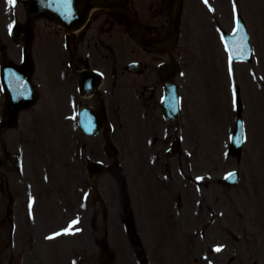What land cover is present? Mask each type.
I'll return each mask as SVG.
<instances>
[{"label":"rangeland","instance_id":"obj_1","mask_svg":"<svg viewBox=\"0 0 264 264\" xmlns=\"http://www.w3.org/2000/svg\"><path fill=\"white\" fill-rule=\"evenodd\" d=\"M222 1V0H221ZM225 1V0H223ZM260 0H240V3L242 7L245 9V13L249 14L250 22L254 23L255 26L258 28L257 30V41L258 46H260V40H262L263 45L261 48L262 57L264 61V17L263 19H259L258 16V10L264 8V0L263 5L257 7V10L252 9V4L258 5ZM256 13V18H255ZM199 16L202 18L204 16V13L199 12ZM198 16V17H199ZM202 23L203 22V19ZM227 21H229V16L227 17ZM200 25V22L195 24V29L193 33L191 34L190 31L184 32V43H186L190 50L185 51L187 54V59L185 60L184 64V73H185V82H187V98L190 100V105L192 107V115L188 118V124L192 130V134L194 138L198 141V146L200 149V152L203 151V146L201 144L202 140H207L206 133L204 132L205 123L203 122V117H201V112L203 110L204 105H209V101L214 100L213 96H211V86H212V76L216 75L213 71H217L218 65H220V62L213 61L209 65H203L202 59L204 54L199 50L198 46L204 47L205 42H201L204 40V36L200 37L197 40H194L195 36L202 31L198 30V27ZM202 27V25H201ZM205 28V27H204ZM203 27L202 29L205 30ZM198 30V31H197ZM197 31V32H196ZM196 34L194 35V33ZM259 32L263 33V37H260L259 40ZM205 41V40H204ZM207 43V42H206ZM212 43V42H211ZM192 46L194 48H197V50L193 51ZM237 65V64H236ZM222 68L223 64L221 63ZM248 68H251V64L247 65ZM213 67L214 69H212ZM243 65H238L236 70L243 71ZM264 67V66H263ZM224 70V68H223ZM262 74L264 75V68ZM243 81V77L240 78ZM240 87L242 89V97L243 101L249 104V111L247 112V119L249 124V133L250 136L247 133V142L244 146V155L242 159H240L237 162V165L242 169V177L243 181L238 187V193L241 194L243 191H245V200L243 201L242 210H245L247 219L246 224L247 231L249 237L256 238L255 234L261 235V241L264 238V198H260L261 196V190L260 188L263 185L264 189V172L259 171L257 169V159L261 156V161H264V89L262 92H254L251 88V81L249 85L244 86V84L240 83L238 80ZM215 90L217 92H220L222 96L226 95V110L229 109L228 104V97L226 94V87H225V80L224 76H219L216 79L215 84ZM211 91V92H210ZM215 95L216 92L214 91ZM211 96V97H210ZM225 98V96H224ZM217 99V96H216ZM225 100V99H224ZM234 111H232L233 114ZM245 114V113H244ZM31 114H25L21 118V124L19 127L22 129L20 131L16 130L15 128L12 129H1L0 130V148L3 145H8L9 148H13L14 150H17L21 147L24 148L26 151L25 156V163H27V166L29 167L28 170L25 169L26 175L28 177V172L30 170H33L35 180L41 182L40 179H38L39 174H43L44 172H50L51 178H53V181L55 185H61V183H58L57 177H62V173L60 171L64 170V166H61L58 169H53L51 160L47 161V159L42 155L39 154L41 151L39 149L36 150L38 145L43 146H50L54 150L53 143L56 138L64 139V131L63 130H56L51 131L45 124H40L37 127L31 126L32 128H26L28 123V120L30 119ZM198 134L199 138L196 137ZM200 139V140H199ZM260 143V145H259ZM36 153V155H35ZM234 161V159H233ZM45 162V163H43ZM234 165V163H233ZM50 168H49V167ZM59 166V165H58ZM0 169L4 170L2 167ZM8 177V181L13 186L14 189H11L12 192H14L16 195L20 196L22 194V190H19V185L15 183L14 176L11 174L7 175H0V216L5 215V191L6 188H10V184L6 181V178ZM37 177V178H36ZM31 178V176L29 177ZM34 179V178H33ZM262 183V185H261ZM46 187H42L43 193H48L49 191V185L45 184ZM242 188V190L240 189ZM50 192V191H49ZM264 196V192L262 194ZM18 208L23 207V203L21 200L17 202ZM244 207V208H243ZM248 212V214H247ZM263 212V213H262ZM253 233L255 234H251ZM261 242L257 243L256 246H260ZM256 246H252V243H248V250H254L256 249ZM261 250H264L261 248ZM257 257V255H255ZM0 264H4L3 261L0 260Z\"/></svg>","mask_w":264,"mask_h":264},{"label":"flooded vegetation","instance_id":"obj_2","mask_svg":"<svg viewBox=\"0 0 264 264\" xmlns=\"http://www.w3.org/2000/svg\"><path fill=\"white\" fill-rule=\"evenodd\" d=\"M149 11L151 12V16L147 19L146 24H153L155 22L154 20H155V16L157 13L153 12L154 11L153 7H150ZM164 26H165V24L162 22L159 25H155L154 29L158 33L155 36H161V32L164 30L163 29ZM149 32H151V29L149 30ZM149 35H151V34H149ZM148 51L151 52V48H149ZM148 51H146V50H142V51L133 50L132 51V58H133L132 60H135L139 63L138 72H139L140 76H146V71L144 68L147 66V64H145V63L143 64L141 56L150 55V53ZM116 69H117V71H119L118 64H116ZM106 72L108 73L107 70H106ZM115 88H116L115 80H113L112 83L110 84L109 79L107 77L105 80V83L103 84L102 89L99 90L98 92H96L90 100L76 98L74 106L91 105V106L97 107L99 104L103 103V100L109 98V96L114 92ZM149 98H151V97H149ZM110 114H111V118L115 119L114 115L111 112H110Z\"/></svg>","mask_w":264,"mask_h":264},{"label":"snow or ice","instance_id":"obj_3","mask_svg":"<svg viewBox=\"0 0 264 264\" xmlns=\"http://www.w3.org/2000/svg\"><path fill=\"white\" fill-rule=\"evenodd\" d=\"M231 175V174H230Z\"/></svg>","mask_w":264,"mask_h":264}]
</instances>
